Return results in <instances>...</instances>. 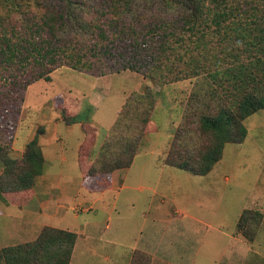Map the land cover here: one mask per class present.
Segmentation results:
<instances>
[{
	"label": "rangeland",
	"instance_id": "374dc122",
	"mask_svg": "<svg viewBox=\"0 0 264 264\" xmlns=\"http://www.w3.org/2000/svg\"><path fill=\"white\" fill-rule=\"evenodd\" d=\"M23 1L0 6V17L9 15L11 18L21 11L28 16V10L32 15L34 8H40L28 7V0ZM57 1L43 10L56 8ZM106 1L84 0L82 6L72 5L69 12L71 15L77 13L81 23L104 22L115 27L114 35L109 37L115 43L113 53L124 50L130 58L133 49L124 46L138 43L142 53L143 48H150L148 54L154 57L156 65L138 70L114 68L106 71L102 78L94 76L101 79L94 89L99 93L98 99L104 98L97 113V118H102L104 123L109 110L118 101V91L124 92L117 123L107 135L105 157L98 165L94 146L91 164L89 158L83 156L88 147H83L80 162L87 164L84 173L90 176L84 180L85 189L77 193V198L65 202L61 210L70 221L50 223L74 227L83 223L84 217L86 220L95 218L102 239L122 240L130 248L137 239L136 247L147 250L160 239L164 243L156 245L154 251L162 260L178 264H217L233 241L237 217L242 209L252 206L247 216L256 215L250 218L243 232L252 236L250 241L264 244V232L256 240L258 230L264 228V219L255 212L264 207V108L244 119L246 135L243 141L224 144L221 158L207 174L193 175L164 163L169 153L170 162H186V168L196 169V162L212 142L211 134L201 129L199 115H211L223 107L235 110L246 91L264 92V8L260 5L249 7L240 0H225V9L232 10L229 19L219 25L201 23L191 31L181 17L188 0L184 5L183 0H127L128 4L126 0ZM116 1L117 8L107 7ZM20 3H24L22 8L16 7ZM20 23L14 24L16 36L25 31ZM80 29V26L74 27L68 35L85 39L87 35L81 34ZM12 39L15 40L14 36ZM114 60L101 55L97 64L105 70ZM117 60L119 62L118 56ZM68 72L87 75L67 65L58 66L49 74L50 80L40 79L25 90L18 87L11 99L0 106V144L10 156L18 159L13 151V140L19 124H25L28 133L33 128L40 134L46 128V120L52 118L53 108L58 109L59 116L66 122L77 116L80 97L59 95L53 98L57 88L69 81ZM87 106V102L83 103L82 113L79 111L74 118L86 119ZM102 134L100 128L95 140L97 146ZM69 136L59 142L60 152L53 159L55 179L77 173L76 145L83 135L77 129ZM132 149L136 154L121 178L122 186L104 191L101 186L109 184L107 173L120 169L115 165L126 161ZM91 166L93 174L89 172ZM3 171L0 161V185L5 186ZM34 186L35 183L32 188L20 192H0V247L28 242L30 222L25 225L21 206L27 191L28 206L36 205L39 198L34 196ZM99 195L103 196L95 200ZM9 196L13 200L18 198L15 203L19 207L10 205ZM82 197L90 200L80 203ZM57 198L58 194L54 199ZM114 200L116 205L112 204ZM171 206L179 209L178 215L173 212L168 215ZM68 207L78 209L80 216L76 220L73 219L74 209ZM50 208L51 205L48 212ZM108 221L111 228L106 230ZM170 242L174 244L172 248L167 246ZM97 247V255L92 252L75 255L74 264H106L105 247ZM111 248V252L118 253L115 245ZM120 250L125 254L130 251L126 247ZM139 255L149 260L142 253H135L133 259ZM244 259L235 264H264V259L253 252ZM122 261L126 264L122 259L118 264Z\"/></svg>",
	"mask_w": 264,
	"mask_h": 264
},
{
	"label": "trees",
	"instance_id": "16d2710c",
	"mask_svg": "<svg viewBox=\"0 0 264 264\" xmlns=\"http://www.w3.org/2000/svg\"><path fill=\"white\" fill-rule=\"evenodd\" d=\"M14 1L0 0V6L14 3ZM53 1L55 0H28V7H40L38 9L34 8V14L31 15V10H28V16L24 11H21L12 14L11 18L8 17L9 15L4 18L0 17V69H4L0 70V106L5 104L8 98L11 99L12 93H16L18 87L25 90L29 85L40 79L48 81L50 80L49 74L62 65H67L91 76H102L106 74V71L109 72L114 68L116 70H138L144 66L155 68V66H152L156 65L153 62L154 57L148 54L150 48H143L144 53H142L138 43L133 42L124 46L125 49L127 46L133 49V51H130L132 54H130V58L126 57L124 50L115 54L112 52V48L115 46L114 40L109 38L114 35L115 27L104 22L102 24L96 22L81 23L77 13L71 15L69 11L72 5L77 3V5L82 6L84 0H58L56 8L51 7L44 11L43 7L47 8V6L55 5ZM103 1L104 3L107 2L106 0ZM240 1L249 7L260 5L264 8V0ZM22 2L24 1L22 0ZM185 3V0H183V5ZM188 3L187 7L181 11V17L184 18V23L188 25V29L191 31L198 28L201 23L210 22L219 25L229 19L232 13V10L225 9L227 6L225 0H188ZM234 3L236 5L237 1ZM23 4L20 3L16 7L22 8ZM117 4V1L115 4L110 2L107 7H116ZM125 4H128L127 0ZM235 5L233 4V6ZM16 21L21 22L19 24L20 28L25 30L21 32L20 36H16L17 26H14ZM78 26L82 27V30H79L82 31L81 34L85 33L87 35L85 39L68 35L70 29ZM13 36L15 40L12 39ZM101 55L116 60L113 61V64L106 65L104 70L100 68L101 64H97ZM93 57L95 58L93 59ZM241 97L235 110L223 107L214 114L199 115L201 129L211 134L212 142L211 146L208 147V151L203 154L199 162H196V169L186 168L188 166L186 162L179 164L170 162L169 153L165 156L164 163L193 175L207 174L221 158L224 144L243 141L246 135V129L243 125L244 119L257 110L264 108V92L246 91ZM117 119L113 126L116 125ZM73 120L76 119L73 118ZM38 134L39 132L27 143L22 156L18 159L11 157L8 152L6 153L0 144V161L4 167L3 177H6L4 178L6 184L5 186L0 185V192L11 191L14 193V191L28 190L32 188L36 178L41 175L44 158L38 143ZM108 136L95 159L97 165L99 160L105 157L104 150L107 147ZM129 154L130 156L126 161L116 164L115 167H129L136 154L135 149H132ZM89 172L93 174V167ZM84 174L85 178L90 176ZM9 198L8 201L10 202L16 200L18 202V198H14V200L12 196H9ZM248 211L250 209L242 211L236 222V228L248 240H252V236H248L243 232L250 218L256 215L247 216ZM255 212L261 217L260 212ZM75 238V233L45 226L32 241L0 247V264H69ZM143 258L139 255L133 261L135 264H148L146 262L148 259Z\"/></svg>",
	"mask_w": 264,
	"mask_h": 264
},
{
	"label": "crops",
	"instance_id": "0c3cea01",
	"mask_svg": "<svg viewBox=\"0 0 264 264\" xmlns=\"http://www.w3.org/2000/svg\"><path fill=\"white\" fill-rule=\"evenodd\" d=\"M68 73L69 74H67L68 75L67 77L70 83L68 81L65 85H62L59 88H57V91L53 95V98L59 95L74 96V97L78 96L81 99L80 100L81 104L78 107V111L76 113L77 116H78V112L79 111L81 112L83 103L85 102H87L88 105L87 108L89 109V111L86 112L87 114L86 119L78 117L75 118L76 120H73L74 117H77L74 116L72 120L66 122L61 116H59V112L57 111L58 109L53 108L52 118L46 120L45 122L46 128H44V131L40 133L38 136V143L41 147L42 155L44 158L43 171L41 175H39L36 178L35 186H34L35 188L34 196L39 199L36 205L32 204V206H28V191H27L26 193L23 194L24 203L21 206V208L24 209L22 216L25 220L24 221L25 225L28 226V221L30 222V226H29L30 228L28 229V233H30V236L28 237V242L34 240L38 236V234L40 233L43 227L50 226L57 229H62L75 233L76 238L72 248L69 264H74L75 255L77 254L84 255L87 252H92L93 255H97V250H98L97 245H101V247L102 246L105 247L104 260L106 264H118L119 259L126 260V264H135L133 261V256L135 253H140V254L142 253L143 255H147L149 257L148 264H158L159 262H163L164 264H178V262L172 263L166 259L162 260L160 258V254L154 251L156 245L159 247L160 244L164 243L160 239H158V242H156L150 250H147V248L144 249V247L142 248L136 247L137 239H135L134 244L132 245L131 248L127 244H125L122 240H121L122 242L120 240L118 242H114L113 239H106V237L105 239H102V233L98 228L99 224L97 225L95 218L86 220L84 217L83 223L81 222L79 224H75L74 227L70 225H64L59 227L50 223L56 220L66 221V223L70 221L69 218H65L62 215L63 213L61 212V210L64 208L65 202L77 198L79 195L77 193L85 189L84 187L85 176H83L82 174L83 172H85L84 169L87 168V164L83 165L82 162H80V157L84 153L83 147H88V149L85 152L86 155L83 156L89 158L88 163L91 164V162L93 161L91 154L92 148L94 146L93 150L95 149V158H96L98 154V150L104 143L111 127L113 126L118 116L117 113L119 110L118 108H120V104L122 102L124 95V92L118 91V101L116 104H114L113 108L109 110L110 112L106 116L107 121L104 123V121H101L102 118L101 119L97 118V113L99 109L103 106L102 102L104 98H102L101 100L98 99L100 98L99 93L97 90L94 89L95 87L94 85H98L100 83L101 79L99 80V78L100 77L102 78V76L94 77L88 74L87 75L76 74V72H68ZM100 128L103 129L104 134H102L100 138L101 141H99L97 146L95 144V140L97 138L98 133L100 132ZM62 129L64 132L61 131ZM77 129L80 130V132H82L83 135L82 136L83 139L81 141L79 140L78 144L76 145V149H77L76 161L78 165L77 173H71L74 175L71 176L70 174H68L66 177L63 178L60 177L55 179V176H53L54 174L53 169L55 166V164L53 163V159L60 152V149L58 148L60 146L59 142L60 141L63 142L67 137H70L69 135L71 134L73 135L75 130ZM63 133L65 134V136L63 135ZM35 135H36V131L33 128H31L30 133H28L25 124L21 123V126L19 124L16 130L15 138L13 140V151L15 152L16 157L20 158L22 156L27 143L30 142L35 137ZM128 168L129 167L115 169L112 172L107 173L109 176V184L102 185L101 188H104V191H109V190H116L119 186L121 187L122 186L121 178L124 175V172ZM100 175H103V173H101ZM42 184H43V189H41ZM59 189L61 190V193L58 192ZM55 191L58 192L56 193L58 194V198L56 200L54 199L56 194H53ZM101 196L103 195L97 196L95 200L99 199ZM88 200L90 199L89 198L85 199L84 197H82L80 203L87 202ZM9 203L10 205L17 204L13 201L11 202L9 201ZM112 204L116 205V201L114 200ZM50 205L52 207L50 208L51 212L53 213L48 212ZM16 206L19 207V205ZM68 208L72 209V207H68ZM73 209H74L73 219L76 220L80 216V213H78V209L76 207H74ZM75 209H77V211ZM245 209H253V208L252 206H248L242 209V211ZM178 211L179 209H177V207L171 206L168 209L167 213L169 215L172 214L171 212H173L174 215L176 216L178 215ZM257 211H259L262 214V217L264 219V207L261 209H257ZM43 219H45L46 221L41 222ZM156 219L157 216L155 218L153 217L152 218L153 222L156 221ZM35 222L37 224H35ZM105 227L106 230H109L111 228L109 221L105 224ZM261 232H264V228H260L258 230L256 240H259V235ZM255 243L257 245H255ZM112 244L115 245L114 249H116V251L118 252L117 254L115 253V250L111 252ZM173 245L174 244L170 242V244H168L167 246L169 248H172ZM124 247L130 249V251H128L127 254L122 253V250H120V248L123 249ZM252 252L258 254L260 257L264 259V244H262V242H257V241L253 242L248 240L240 231H237L235 227L233 241H231V244L226 249L223 259L219 260L217 264H235L238 262V260H240L241 262L242 259L245 260L244 258L246 256L249 257ZM121 264H123V261L121 262Z\"/></svg>",
	"mask_w": 264,
	"mask_h": 264
}]
</instances>
